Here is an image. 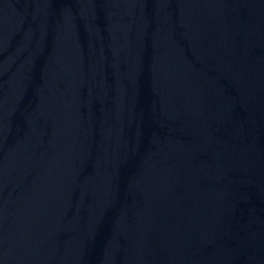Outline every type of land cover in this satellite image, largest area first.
<instances>
[{"label":"water","instance_id":"1","mask_svg":"<svg viewBox=\"0 0 264 264\" xmlns=\"http://www.w3.org/2000/svg\"><path fill=\"white\" fill-rule=\"evenodd\" d=\"M0 264H264V0H0Z\"/></svg>","mask_w":264,"mask_h":264}]
</instances>
